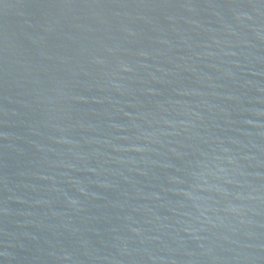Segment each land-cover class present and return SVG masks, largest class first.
Masks as SVG:
<instances>
[{
	"label": "water",
	"instance_id": "1",
	"mask_svg": "<svg viewBox=\"0 0 264 264\" xmlns=\"http://www.w3.org/2000/svg\"><path fill=\"white\" fill-rule=\"evenodd\" d=\"M0 264H264V0H0Z\"/></svg>",
	"mask_w": 264,
	"mask_h": 264
}]
</instances>
